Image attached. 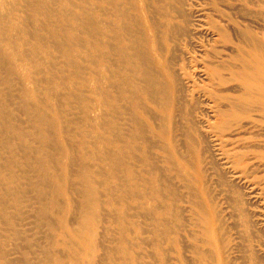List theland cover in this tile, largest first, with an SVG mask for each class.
<instances>
[{"label":"bare ground","instance_id":"obj_1","mask_svg":"<svg viewBox=\"0 0 264 264\" xmlns=\"http://www.w3.org/2000/svg\"><path fill=\"white\" fill-rule=\"evenodd\" d=\"M0 264H264V0H0Z\"/></svg>","mask_w":264,"mask_h":264},{"label":"rangeland","instance_id":"obj_2","mask_svg":"<svg viewBox=\"0 0 264 264\" xmlns=\"http://www.w3.org/2000/svg\"><path fill=\"white\" fill-rule=\"evenodd\" d=\"M94 53H97V52H94ZM78 71V73H79V70H77ZM107 96H108V93H107ZM16 102L17 103H19V100H17L16 99ZM17 105V104H16ZM18 107V105L16 106V108ZM19 108V107H18ZM102 109H104V108H102ZM107 110H108V108H106ZM14 110V109H13ZM16 113H19V111H16ZM102 113L104 114L103 115V117L105 118V119H108V111H107V113L105 112L104 113V111H102ZM78 130H79V128H78ZM87 130H89V128H84V129H81V132H84V131H87ZM88 146H92V145H90V144H88ZM119 172V171H118ZM117 182H119V181H117ZM116 184V183H115ZM121 193H123L122 191H117L116 192V194L118 195V196H122V194ZM120 208V210L122 209V207H119ZM108 209L110 210V211H112V206L111 205H108Z\"/></svg>","mask_w":264,"mask_h":264}]
</instances>
